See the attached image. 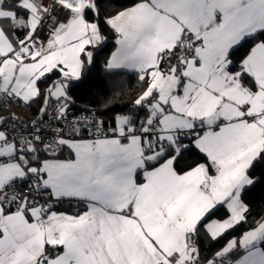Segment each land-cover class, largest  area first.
Here are the masks:
<instances>
[{
  "label": "snow or ice",
  "instance_id": "1",
  "mask_svg": "<svg viewBox=\"0 0 264 264\" xmlns=\"http://www.w3.org/2000/svg\"><path fill=\"white\" fill-rule=\"evenodd\" d=\"M105 27L106 68L142 85L109 121L70 95ZM38 100L0 116V264H264V219L211 258L197 245L247 221L259 182L264 0H0V111Z\"/></svg>",
  "mask_w": 264,
  "mask_h": 264
},
{
  "label": "trees",
  "instance_id": "2",
  "mask_svg": "<svg viewBox=\"0 0 264 264\" xmlns=\"http://www.w3.org/2000/svg\"><path fill=\"white\" fill-rule=\"evenodd\" d=\"M131 2L132 0H103V7L108 11H114L116 8L129 6ZM104 34L106 39L103 44L95 48H89L93 51V63L85 64L81 81L74 82L75 87L72 88L70 95L73 96L75 101L74 110L89 109L97 113L101 119L109 121L113 114L126 111L130 101L141 90L142 85L134 71H112L106 68L108 57L116 46L115 35L109 28L105 27ZM58 78V73L49 74L40 83L41 89H46V83ZM40 103L38 100L31 107L13 103L9 112L15 113L26 120H34L37 118ZM196 160L205 162L202 154L197 153L192 160H182L179 168L186 170L188 164L194 163ZM251 174L259 182L248 189L243 197L244 202L249 206L247 221L240 223L216 240L206 239V231L201 228L197 245L203 257L211 258L230 239L239 238L264 218V160L255 164ZM62 209L75 211V208L69 207L67 203L63 205ZM227 216L226 206H218V211L211 219H224Z\"/></svg>",
  "mask_w": 264,
  "mask_h": 264
},
{
  "label": "built area",
  "instance_id": "3",
  "mask_svg": "<svg viewBox=\"0 0 264 264\" xmlns=\"http://www.w3.org/2000/svg\"><path fill=\"white\" fill-rule=\"evenodd\" d=\"M41 36H43V33H41ZM11 106H12V104H11ZM11 106H9V107H6L5 108V110H3V111H0V116H8L11 112H9L10 111V109H11ZM4 107V105L2 104V103H0V108H3ZM74 112H80V111H78V110H74V109H72ZM92 112V111H91ZM92 113H94V112H92ZM94 114H97V113H94ZM100 118V117H99ZM29 121H31V120H29ZM62 208H63V206H62Z\"/></svg>",
  "mask_w": 264,
  "mask_h": 264
},
{
  "label": "crops",
  "instance_id": "4",
  "mask_svg": "<svg viewBox=\"0 0 264 264\" xmlns=\"http://www.w3.org/2000/svg\"><path fill=\"white\" fill-rule=\"evenodd\" d=\"M115 46L117 47V45L115 44ZM116 47L114 48V50L112 51V52H114L115 51V49H116ZM89 50H91V49H89ZM110 56H111V54H110ZM110 56L108 57V59L110 58ZM119 70H122V71H128V72H131V71H133V70H131V69H119ZM113 71V70H112ZM115 71H118V70H115ZM61 210H65V209H61ZM228 215H229V213H228ZM228 218V216L227 217H224V219H227ZM264 219V218H263ZM214 220H223V219H214ZM262 220V219H261ZM250 230V229H249ZM247 232V231H246ZM205 237H206V239H210V237H209V235L207 234V233H205ZM233 239V238H232ZM231 240V239H230ZM240 251H241V254H243V252H244V250L243 249H240Z\"/></svg>",
  "mask_w": 264,
  "mask_h": 264
},
{
  "label": "rangeland",
  "instance_id": "5",
  "mask_svg": "<svg viewBox=\"0 0 264 264\" xmlns=\"http://www.w3.org/2000/svg\"><path fill=\"white\" fill-rule=\"evenodd\" d=\"M104 43V42H103ZM102 43V44H103ZM92 63H93V61H92ZM89 64H91V63H89ZM52 82H53V80L51 81V82H49V83H46L47 85H45L46 86V88H48L51 84H52ZM221 250V249H220ZM220 250H218V251H220Z\"/></svg>",
  "mask_w": 264,
  "mask_h": 264
}]
</instances>
